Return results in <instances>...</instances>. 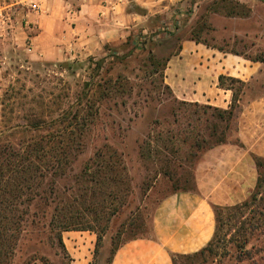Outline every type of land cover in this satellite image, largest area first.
<instances>
[{
    "label": "rangeland",
    "instance_id": "obj_1",
    "mask_svg": "<svg viewBox=\"0 0 264 264\" xmlns=\"http://www.w3.org/2000/svg\"><path fill=\"white\" fill-rule=\"evenodd\" d=\"M15 1L19 0H0V7ZM180 9L152 32L103 55L31 60L29 47L23 46L4 57L6 66L0 76L8 79L0 85V152H23L35 144L46 148L48 140L66 139L72 125H84L75 137L82 143L81 152L62 176L53 178L48 170L44 172L50 176L36 181L39 186L33 191L49 197L32 201V215L21 226L7 264H70L62 236L65 231L101 234L92 263L109 264L116 247L152 235L155 208L179 190L175 186L193 187L196 164L205 152L190 156L193 148L189 145L199 128L206 133L204 125L222 127L227 122L232 125L227 138L235 140L233 124L220 121L216 110L203 107L209 104L176 99L164 83L163 71L180 41L189 37L264 59V0H190ZM26 10L18 2L2 8V14H7L4 19L11 24L15 18L23 22ZM232 86L241 102L251 100L264 94V73ZM75 111L79 120L71 121ZM37 120L44 122L35 124ZM104 145L121 157L122 170L111 172L116 183L103 177L90 181L82 175L86 164L91 171L95 168L94 153ZM31 154L34 166L38 162ZM165 155L171 158L168 163ZM257 177L256 172L254 187L241 201L248 200V205L223 212L211 246L177 256L174 264H264V176L259 192L250 199ZM55 205L59 211L51 219ZM35 209L44 213H33ZM67 216L78 227L62 230L60 223Z\"/></svg>",
    "mask_w": 264,
    "mask_h": 264
},
{
    "label": "crops",
    "instance_id": "obj_2",
    "mask_svg": "<svg viewBox=\"0 0 264 264\" xmlns=\"http://www.w3.org/2000/svg\"><path fill=\"white\" fill-rule=\"evenodd\" d=\"M190 0H19L0 7V72L8 55L29 47L31 60L59 61L99 56L122 47L138 35L181 12ZM26 6L20 22L7 24L2 8ZM18 17V16H16ZM264 73V61L220 50L184 38L166 61L163 80L182 101L226 109L233 91L219 85V76L251 82ZM8 78L0 76V85ZM3 85V84H2ZM236 138L206 150L195 167V190L163 198L152 216V235L120 245L109 264H173V254H188L205 246L215 227L213 205L241 202L254 187L253 155L264 156V94L241 102ZM70 264H92L96 241L89 231L62 234Z\"/></svg>",
    "mask_w": 264,
    "mask_h": 264
},
{
    "label": "trees",
    "instance_id": "obj_3",
    "mask_svg": "<svg viewBox=\"0 0 264 264\" xmlns=\"http://www.w3.org/2000/svg\"><path fill=\"white\" fill-rule=\"evenodd\" d=\"M187 39L194 40L196 42H201L195 37H189ZM203 43V42H202ZM205 44V43H204ZM208 45V44H206ZM220 50H222L220 48ZM254 60H260L264 61L262 58H254ZM219 85L224 86L225 88L232 89L233 96L232 101L228 108L222 109L219 107L211 106V105H205L204 108H211L218 112V118L220 121L228 120L230 124H233V130H237V119L239 117L241 107L239 106V97L236 96V90L232 86V83L237 82L240 84H245L244 81L234 78V77H228V76H219ZM229 82L230 84H226V82ZM71 112L69 111V114ZM79 111H75L74 114L71 117V121L73 119L79 120ZM205 121H209L208 118L205 119ZM38 122H44L41 120L35 121V124H39ZM36 125H33V127ZM41 126V125H40ZM206 128V133H202V127L199 128L198 132L195 134V137H193V141L190 142L189 147L193 151H191L190 156L191 157H197L200 151H206L208 149H211L217 145L232 142L235 145H238L242 147V143L239 141L238 138H235L234 141H230L227 138L226 131L231 128L232 125H230L226 122L225 125L222 127L220 125H204ZM72 129L69 130L66 133V139L60 138L57 141H47L46 148L40 146L39 144H35L32 146V148L29 150L27 149L25 154L20 150H13L11 154H6L4 151L0 152V171H4L6 173H1L0 175V264H7L9 262L10 255L13 250L14 242L17 238L18 232L21 230V226L23 223L27 220V217L29 215H32V211L30 210L31 203L35 198H42L43 200H47L46 198L49 197H42L41 194H37L36 191H33V188L35 185L39 186L40 181L44 180L46 176L49 175V172L44 171H51V176L53 178L56 174H59L61 177L62 174L65 172L64 170L68 167V164L70 161L75 158L80 152L82 143L75 137L78 134V131H82L84 125H72ZM219 127L221 129L219 130ZM35 128V127H34ZM219 130V131H218ZM230 130V129H229ZM232 130V131H233ZM50 142V143H48ZM166 150V149H165ZM141 155L145 156V149H143V146L140 147ZM33 153L36 161L34 166H32V161L29 159ZM44 157H47V160H44ZM165 155V159L168 161H165V163H168L170 161V157H167ZM253 160L256 167L257 172V180L255 189L256 191L253 193V195L250 197L254 198L255 193L261 188L262 180L264 173L262 169L264 168V158L258 155H253ZM93 161L96 163L95 168L91 171L90 167L86 166L83 169L82 175H85L90 181H97L99 178L103 177L106 180H113L112 182L116 183L117 178L111 177V172H117L122 170V162L120 154L112 147L108 145H104L103 149H99L94 153ZM41 164V165H40ZM124 167V166H123ZM167 168V165H166ZM43 169V170H42ZM46 173V174H45ZM49 175V176H50ZM112 178V179H111ZM172 179H175L174 182H179L178 178L171 176ZM39 180V183L36 184V181ZM179 190H175V192L179 191H193L195 190V180L193 183V187H184V188H178ZM44 194V193H42ZM248 200L239 202L234 205L229 206H220V205H213L212 209L214 212V219H215V227H214V233L211 238V240L207 243L208 247L211 246L213 240L216 237L217 230L219 229L221 225L222 220V214L224 211H237L242 208H245L248 205ZM57 204V203H56ZM57 205H55L52 214L51 219H55L57 217V212L59 210ZM36 211H41L44 213L43 210H37L33 213H37ZM31 212V214H30ZM39 214V213H38ZM230 215V214H228ZM67 220L64 223H60L62 225V230H69L70 228H76L78 227L73 222L71 223L70 216L66 217ZM81 229V228H80ZM83 230V229H81ZM96 233V232H95ZM97 234V233H96ZM142 238V237H139ZM58 239L61 241V235L58 233ZM101 234H97L96 237V244L94 248V254L97 250V245L100 242ZM136 239V238H134ZM133 240V239H131ZM62 242V241H61ZM62 244V243H61ZM118 247H116L117 249ZM207 248V247H206ZM116 249L113 251L109 263L111 261V258L113 254L115 253ZM205 248L201 249L203 251ZM183 254H173L172 255V262L174 264L175 258L177 256H181ZM93 264V263H92Z\"/></svg>",
    "mask_w": 264,
    "mask_h": 264
},
{
    "label": "built area",
    "instance_id": "obj_4",
    "mask_svg": "<svg viewBox=\"0 0 264 264\" xmlns=\"http://www.w3.org/2000/svg\"><path fill=\"white\" fill-rule=\"evenodd\" d=\"M147 34V33H146ZM146 34H142V35H146ZM141 40V37L138 38V42Z\"/></svg>",
    "mask_w": 264,
    "mask_h": 264
}]
</instances>
